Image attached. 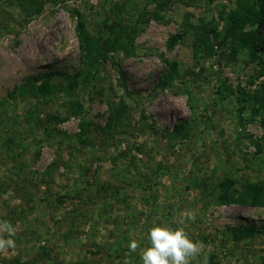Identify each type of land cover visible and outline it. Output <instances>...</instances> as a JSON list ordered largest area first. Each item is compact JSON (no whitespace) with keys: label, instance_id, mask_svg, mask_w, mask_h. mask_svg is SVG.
<instances>
[{"label":"rangeland","instance_id":"374dc122","mask_svg":"<svg viewBox=\"0 0 264 264\" xmlns=\"http://www.w3.org/2000/svg\"><path fill=\"white\" fill-rule=\"evenodd\" d=\"M174 1L165 11L170 21L139 23L134 56L109 54L91 89L13 100L8 92L30 76L79 68L75 10L95 33L107 21L135 23L157 3L0 0V240L13 241L0 246V264H142L155 224L182 228L198 242L190 264H264V233L239 242L230 237L232 227L262 228L264 206L217 201L227 176L264 181V145L258 151L251 142L264 138V111L254 113L255 101L244 100L264 97V51L252 59L250 48L236 47L227 31L233 6L225 1ZM117 4L125 8L121 19ZM188 13L203 31L188 30L168 47ZM212 23L220 26V45L207 51ZM158 53L178 63L164 88ZM77 98L81 116L67 109ZM107 100L124 101L123 116L110 131L80 142L82 117L109 123ZM176 125L189 128L188 135H175Z\"/></svg>","mask_w":264,"mask_h":264},{"label":"trees","instance_id":"16d2710c","mask_svg":"<svg viewBox=\"0 0 264 264\" xmlns=\"http://www.w3.org/2000/svg\"><path fill=\"white\" fill-rule=\"evenodd\" d=\"M156 6L152 11L142 10L137 17V21L134 23L132 18L129 17L127 24L114 20L112 22H105L98 32L92 33L87 26V21L82 12L75 10L77 16L76 35L78 38V47L80 53V66L73 72L65 70H50L44 74H38L30 76L26 79V82L17 85L13 90L8 92L9 98L17 100L18 97L22 99L26 98L29 92L36 95L46 97L64 89L69 90L72 93H78L81 91H87L97 82L101 73L102 66L107 61L109 54L117 51H123L127 56H134L136 54L135 49V36L136 29H139V23H147L150 19H155L159 22L170 21L165 14L166 9L175 1L174 0H155ZM174 1V2H173ZM210 5L211 0H207ZM225 1L226 5H232L227 17L229 23L228 33L232 35V41L239 49L248 47L251 49L252 59H257L259 55L258 50H263L264 47L259 45L260 40H264V36L261 33V27L264 25V0H220ZM186 3H191V0H187ZM212 6V5H211ZM125 11L124 5L117 4V15L122 18ZM188 13L186 19L182 22L181 31L178 34L172 35L168 41V47H172L178 40L184 39L188 30H198V33L203 31V28L199 25H193L189 22ZM133 22V23H132ZM138 23V25H137ZM136 24V25H135ZM129 32H128V31ZM207 33H211L207 37V41L204 49L207 51H215L217 45H220L218 40L220 33V26L213 24L206 30ZM198 50V48H195ZM237 51V49H234ZM158 55L163 59L166 69L164 74L159 80L161 88L166 87L173 80L178 63L176 61H168L164 58L162 53ZM59 76L60 80L55 78ZM122 81L125 76L121 72ZM41 81V82H39ZM39 82V83H38ZM219 92V91H218ZM98 93V91H97ZM222 94L221 92H219ZM102 99V96H100ZM253 99L256 103V107L252 108L253 112L260 114L264 111V97L259 94L251 95V98H244L245 101ZM109 105L110 117L109 123L105 126L98 123H92L84 120L82 117L80 122V131L78 133V139L80 142L87 144L90 141L89 134L92 132H108L114 127V123L123 116L126 109V103L120 101L115 103L114 101L107 100ZM67 109L71 115L81 116L84 113V103L80 99H71L67 103ZM240 112V111H239ZM240 114V113H239ZM238 114V115H239ZM67 115L66 117H69ZM239 117H241L239 115ZM189 128L185 125H176L174 128V134L187 136ZM264 138H253L251 142L257 147L258 151L263 148ZM163 174V171L156 173L157 176ZM219 193L217 194V201L222 204H247L251 206H264V181H247L239 183L232 176H227L219 182ZM264 233V226L259 229L253 227H232L230 229V237L235 242H239L244 238H249L254 235Z\"/></svg>","mask_w":264,"mask_h":264},{"label":"clouds","instance_id":"9594fccd","mask_svg":"<svg viewBox=\"0 0 264 264\" xmlns=\"http://www.w3.org/2000/svg\"><path fill=\"white\" fill-rule=\"evenodd\" d=\"M190 219H195L189 214ZM183 223V220H181ZM9 235H14L10 225L6 226ZM149 245L141 250L142 264H190V258L196 256L200 247L182 228H172L165 224H155L148 229ZM13 241L0 240V246L12 245ZM138 245L135 240L130 241L129 248L135 252Z\"/></svg>","mask_w":264,"mask_h":264}]
</instances>
